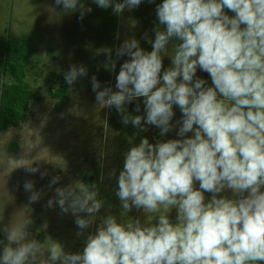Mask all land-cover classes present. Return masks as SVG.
Returning a JSON list of instances; mask_svg holds the SVG:
<instances>
[{
    "label": "clouds",
    "instance_id": "obj_1",
    "mask_svg": "<svg viewBox=\"0 0 264 264\" xmlns=\"http://www.w3.org/2000/svg\"><path fill=\"white\" fill-rule=\"evenodd\" d=\"M143 2L93 0L116 15ZM55 4L80 11L81 19L92 11L81 0ZM156 17L154 39L143 37L151 51L135 37L115 49L116 60L112 49L103 50L113 70L127 57L115 90L91 77L98 106L115 107L125 125L141 131L154 126L161 137L176 130L179 138L150 143L143 137L132 145L117 177L123 211L158 214L155 223L103 216L75 253L57 241L45 249L29 233L30 219L3 225L0 264H264V0H162ZM165 56L171 60L167 68ZM198 70L208 74L211 86ZM87 74L85 66L71 65L65 82L71 86ZM141 99L144 114H129L126 105ZM175 108L181 117L173 123ZM24 188L30 203L44 195L33 181ZM104 203L95 183L75 181L55 188L47 206L71 213L82 236Z\"/></svg>",
    "mask_w": 264,
    "mask_h": 264
},
{
    "label": "rangeland",
    "instance_id": "obj_2",
    "mask_svg": "<svg viewBox=\"0 0 264 264\" xmlns=\"http://www.w3.org/2000/svg\"><path fill=\"white\" fill-rule=\"evenodd\" d=\"M160 2L144 0L139 7L116 15L112 8L102 9L93 0H81L85 8L92 9L81 19L80 11L66 12L56 6L55 0H0V45L8 36L25 35L38 54L29 76L36 97L26 120L19 128L0 132V226L20 225L30 219L28 231L44 242L45 249L57 241L65 251L75 253L82 252L87 235L95 231L103 216L115 215L122 223L130 218H139L145 225L155 223L158 214L123 211L116 196L117 177L124 154L132 145L139 144L143 137L150 143L179 138L176 130L161 137L154 126L144 125L146 130L141 131L131 123L125 125L115 107L98 106L91 77L96 76L101 88L110 86L115 90V77L127 57L117 60L113 70L103 50L112 49L111 59L116 60L115 49L125 39L135 37L144 50L151 51V43L143 37L147 33L154 39L153 30L158 25L156 4ZM172 47L170 44L169 55ZM170 64V58L165 56V68ZM71 65L85 66L88 74L70 86L64 72ZM197 76L211 86L207 73L198 70ZM60 84L66 86L69 97L61 108L54 96ZM136 107L137 115H143L142 99L126 105L127 111ZM174 110L173 123L181 117L179 108ZM54 177L59 181L51 184ZM26 181H33L35 189L44 193L39 201L30 203V193L24 188ZM75 181L95 183L105 202L96 224L82 236H77L79 229L71 213H62L59 206H47L55 188ZM225 194L231 197L230 192ZM170 219L176 221L175 210ZM0 239H4L2 233Z\"/></svg>",
    "mask_w": 264,
    "mask_h": 264
},
{
    "label": "trees",
    "instance_id": "obj_3",
    "mask_svg": "<svg viewBox=\"0 0 264 264\" xmlns=\"http://www.w3.org/2000/svg\"><path fill=\"white\" fill-rule=\"evenodd\" d=\"M37 56L36 47L25 35L8 36L0 45V132L19 128L26 120L36 97L29 76ZM54 96L61 108L69 98L66 86L60 84ZM136 111L137 107L127 112L135 116Z\"/></svg>",
    "mask_w": 264,
    "mask_h": 264
}]
</instances>
